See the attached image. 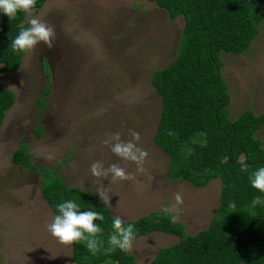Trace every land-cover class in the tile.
<instances>
[{
  "label": "rangeland",
  "instance_id": "obj_1",
  "mask_svg": "<svg viewBox=\"0 0 264 264\" xmlns=\"http://www.w3.org/2000/svg\"><path fill=\"white\" fill-rule=\"evenodd\" d=\"M29 15L53 26L55 37L52 48L40 42L20 69L1 74L16 101L0 129V264H74L72 244L59 242L46 229L54 212L42 194L43 176L12 162L21 144L28 145L35 167L50 166L70 185L97 197V189L108 193L110 211L123 220L174 207L188 233L206 228L220 204V181L196 186L171 179L170 155L154 140L163 99L152 78L175 58L184 16L171 18L156 0H47ZM221 58L230 116L246 108L262 114L264 20L248 49L223 51ZM132 131L139 133L134 143L147 152L139 165L103 143L117 132L122 141L132 140ZM255 135L264 144V124ZM95 161L104 168L118 163L129 178L95 177L90 167ZM176 193L182 204H176ZM179 239L154 231L135 237L129 252L148 263Z\"/></svg>",
  "mask_w": 264,
  "mask_h": 264
},
{
  "label": "trees",
  "instance_id": "obj_2",
  "mask_svg": "<svg viewBox=\"0 0 264 264\" xmlns=\"http://www.w3.org/2000/svg\"><path fill=\"white\" fill-rule=\"evenodd\" d=\"M47 0H36L32 10ZM171 18L184 16L178 51L166 66L156 69L153 84L163 99L161 117L154 135L156 144L170 155L168 175L204 186L217 179L221 183L220 204L210 224L188 233L186 226L173 220V213L152 212L125 220L136 226V236L163 231L179 236L175 244L162 247L148 263L119 249H103L93 255L83 243H73L74 264H264V206L251 207L259 192L251 187L246 172L237 162L243 155L249 171L264 166V144L256 131L264 124V112L246 108L231 117L229 86L222 73L223 51L242 53L260 32L264 20V0H156ZM28 15L14 18L0 14V129L16 101L15 93L1 82V74L20 69L27 53L13 50L11 38L18 34ZM47 89L40 97L49 95ZM41 132L42 128L39 126ZM27 144L12 156L16 166H25L43 176L42 194L49 206L75 199L82 209L101 212L104 229L100 238L107 247V235L115 216L91 191L72 186L50 166L33 165Z\"/></svg>",
  "mask_w": 264,
  "mask_h": 264
},
{
  "label": "clouds",
  "instance_id": "obj_3",
  "mask_svg": "<svg viewBox=\"0 0 264 264\" xmlns=\"http://www.w3.org/2000/svg\"><path fill=\"white\" fill-rule=\"evenodd\" d=\"M36 4V0H0V14H6L10 19L14 18L18 12L29 15ZM28 26H21L18 34L11 38V47L13 50L21 53H27L40 42H44L49 48L53 47L52 40L55 37L54 27L38 16L29 15ZM133 139L127 142L120 139V133L111 134L109 139L103 143L109 145L112 153L124 160H131L138 165L143 162L147 152L134 143L139 139V133L132 131ZM240 170L248 175V182L252 188L257 189L259 194L251 200L250 206H264V166L254 168L249 171L250 165L246 158L241 155L237 161ZM91 173L95 177L111 174L113 179H128L129 174L119 166L118 163H112L108 168H104L100 161L91 164ZM99 200L105 207H111V196L97 189ZM176 204H182L183 199L180 193L175 195ZM55 214L50 222L46 224L47 231L59 242L64 244L83 243L85 247L95 255L101 249L106 252H112L119 249L122 252H129L132 249L133 241L136 236V226L133 222H126L120 216H114L111 220V231L107 235V247L105 241L100 238L104 229L96 221H103L104 216L101 212L93 208L82 209L77 200L69 198L64 199L56 206ZM162 211L166 213L178 212V208L164 207ZM173 220L176 217L173 215Z\"/></svg>",
  "mask_w": 264,
  "mask_h": 264
}]
</instances>
